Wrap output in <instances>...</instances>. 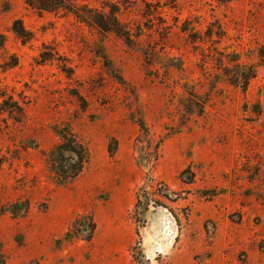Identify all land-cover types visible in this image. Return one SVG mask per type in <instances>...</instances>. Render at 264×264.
Instances as JSON below:
<instances>
[{
  "label": "rangeland",
  "instance_id": "374dc122",
  "mask_svg": "<svg viewBox=\"0 0 264 264\" xmlns=\"http://www.w3.org/2000/svg\"><path fill=\"white\" fill-rule=\"evenodd\" d=\"M76 4L117 5L130 39L0 0V89L26 114L0 115V264H264V0ZM65 127L89 160L60 186Z\"/></svg>",
  "mask_w": 264,
  "mask_h": 264
},
{
  "label": "trees",
  "instance_id": "16d2710c",
  "mask_svg": "<svg viewBox=\"0 0 264 264\" xmlns=\"http://www.w3.org/2000/svg\"><path fill=\"white\" fill-rule=\"evenodd\" d=\"M220 3H229L235 0H216ZM26 4L39 12H59L64 11L73 15L78 21L94 26L105 32L115 33L117 36L130 39V32L126 30L119 18L120 11L115 4H105L101 9L90 7L88 4L78 6L76 0H25ZM107 7H110L109 9ZM221 29V26H219ZM181 31L187 33L190 31L192 41H197L195 35L199 34L196 27L185 22ZM13 33L23 43L31 42L33 36L20 20L14 22ZM213 30L208 28L207 36L212 37ZM42 57V62L49 59ZM261 63L264 64V49L260 51ZM235 74L232 78L237 79L232 83L235 86H241L244 92L247 91L250 81L256 77V68L254 66L244 65L240 58L235 59ZM1 75V74H0ZM0 115L7 114L10 119L17 123L24 121L26 114L23 106L12 96H8L0 89ZM140 127L145 130L144 124ZM56 134L60 137V143L46 154V161L57 185L63 186L76 180L83 172L89 160L87 147L68 127L57 128Z\"/></svg>",
  "mask_w": 264,
  "mask_h": 264
}]
</instances>
